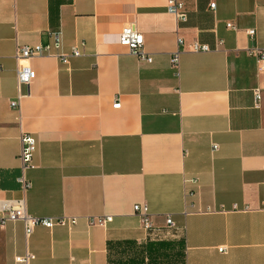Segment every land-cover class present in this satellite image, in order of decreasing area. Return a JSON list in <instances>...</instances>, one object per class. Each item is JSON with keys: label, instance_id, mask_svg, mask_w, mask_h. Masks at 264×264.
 Returning <instances> with one entry per match:
<instances>
[{"label": "crops", "instance_id": "1", "mask_svg": "<svg viewBox=\"0 0 264 264\" xmlns=\"http://www.w3.org/2000/svg\"><path fill=\"white\" fill-rule=\"evenodd\" d=\"M182 1L177 26L167 0H0V208L25 197L31 215L78 218L29 237L0 224V264L27 251L35 264H264V61L249 53L264 48V0ZM127 26L152 62L118 42ZM54 31L82 54L25 59L36 78L20 95L17 48ZM25 132L38 146L24 192Z\"/></svg>", "mask_w": 264, "mask_h": 264}, {"label": "built area", "instance_id": "2", "mask_svg": "<svg viewBox=\"0 0 264 264\" xmlns=\"http://www.w3.org/2000/svg\"><path fill=\"white\" fill-rule=\"evenodd\" d=\"M216 3H211V9L215 10ZM167 11L172 14L179 24L185 23L188 20V12L185 8V4L182 0H167ZM228 28L237 29L238 27L232 23H227ZM179 28V27H178ZM248 33L252 36L255 34V29H248ZM51 40L47 44H35V45H21L17 48L16 58L18 60V69H17V81L18 89L20 95H22V89L25 86H30L31 83L36 78V71L28 64H25L23 61L27 58L33 56L41 55H53L59 58L63 63H68L71 57H77L82 54L81 49L78 45H74L70 51L63 50V36L61 31H54L50 34ZM118 42L126 45L130 48L131 52L136 55L140 60L152 62L153 58L148 55L144 49V35L139 32L133 26L125 27L118 34ZM183 43V38L179 37V44ZM84 43L81 42V45ZM194 51H209L210 46L208 44H203L200 42H195L192 45ZM251 55L256 56L259 61H264V48H253L249 50ZM171 64L175 68H179L180 64V52L176 51L171 56ZM261 91L257 89L255 91V100L256 106L260 105L261 101ZM12 107L18 105V101L11 102ZM121 102L117 99L114 103V107H119ZM22 149L20 153V159L22 161V173L19 176L18 180L22 185L23 191H27L32 182L28 178L27 172L31 169L37 167L34 163V155L37 150L38 142L36 137L29 132H25L21 136ZM216 147V145H215ZM264 169V167H263ZM196 181V180H195ZM264 208V203H263ZM134 211L139 215L142 223V227L145 230H150L153 228V222L151 215L148 210L147 204L136 203L134 205ZM0 224H4L7 221H23L25 224V231L29 237L34 231L35 227L41 225L49 229L54 228L55 226H67L73 227L78 223V218L76 216H60V217H38L28 213L25 197L20 199H7L1 201L0 208ZM113 216L108 215L106 217H93L88 219L90 224H103L105 222L111 221ZM167 224L170 227H175V222L170 215L167 217ZM221 250H223L221 248ZM36 255L32 252L27 251L23 255H18L16 261L23 264H35Z\"/></svg>", "mask_w": 264, "mask_h": 264}]
</instances>
